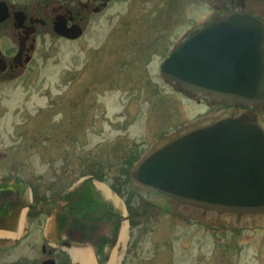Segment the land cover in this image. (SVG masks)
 Returning <instances> with one entry per match:
<instances>
[{"label":"rangeland","instance_id":"rangeland-1","mask_svg":"<svg viewBox=\"0 0 264 264\" xmlns=\"http://www.w3.org/2000/svg\"><path fill=\"white\" fill-rule=\"evenodd\" d=\"M196 2L182 8L128 0L86 16L84 34L74 40L46 26L26 72L0 80V173L28 177L26 201L70 208L69 218L44 217L46 238L69 253L59 264H85L87 253L93 264H109L115 249L117 264H264V227L203 225L129 181L130 165L161 136L224 113L160 71L175 40L208 13ZM257 111L263 116L264 105ZM100 185L118 196L124 212ZM123 225L128 238L118 244ZM42 233L35 227L26 240L0 236V264H41L48 257L36 250Z\"/></svg>","mask_w":264,"mask_h":264},{"label":"water","instance_id":"water-1","mask_svg":"<svg viewBox=\"0 0 264 264\" xmlns=\"http://www.w3.org/2000/svg\"><path fill=\"white\" fill-rule=\"evenodd\" d=\"M53 28L67 39L82 35L60 19ZM161 71L235 110L162 141L132 168V184L164 195L186 217L264 224V124L255 110L264 104L263 24L242 13L209 19L171 51Z\"/></svg>","mask_w":264,"mask_h":264},{"label":"flooded vegetation","instance_id":"flooded-vegetation-1","mask_svg":"<svg viewBox=\"0 0 264 264\" xmlns=\"http://www.w3.org/2000/svg\"><path fill=\"white\" fill-rule=\"evenodd\" d=\"M126 1L128 0H0V16L5 17L0 21V80L16 78L26 72V69L36 59L41 32L44 27L49 25L53 27L54 22L60 19L66 22L67 26H80L84 34L86 16L103 14L115 5ZM196 1H200L199 6L206 7L208 13L199 18L193 27L188 28L185 33L180 35L179 39L173 43L172 48L202 22L217 15L244 13L259 19L264 25V0H166L167 3L174 2L182 8L189 2L196 4ZM173 86L177 87L176 85ZM197 101L219 106L224 111L222 114L234 110L233 107L202 99H197ZM28 185L27 176L0 173V231L21 232L16 239L26 240L33 228L36 227L40 230L43 228L42 240L38 243L36 250L39 252L42 249L41 253L48 257L40 263L43 264L47 260L54 259L59 264L57 258L62 252L67 255V252L61 246H53L46 238L44 217L47 212H52L51 216H57L59 213L69 218L72 212L69 207L63 208L57 205L56 200L48 201V204L44 203L43 205H40L41 199L37 203L26 201L25 195L28 193ZM25 209H27L28 216L24 220L28 224L26 228L22 227V230L19 231L20 217ZM217 227L226 226L218 225ZM259 227H264V224H232L228 228L241 230ZM83 237H86V234ZM83 237L80 236V239H84ZM63 243L67 246L70 241ZM105 257L109 260L107 253Z\"/></svg>","mask_w":264,"mask_h":264},{"label":"bare ground","instance_id":"bare-ground-1","mask_svg":"<svg viewBox=\"0 0 264 264\" xmlns=\"http://www.w3.org/2000/svg\"><path fill=\"white\" fill-rule=\"evenodd\" d=\"M99 189H101V191L104 192L105 198L110 201L111 205L115 209L123 210V212H124L123 205L121 204V200L118 198V196L113 194L111 192V190L105 185H100ZM24 217H25V214H24ZM23 222H24V220H23ZM9 235H10V233H8V232L0 231V236H9ZM127 238H128V228L126 225L125 226L123 225L122 229L120 230V240H119L118 244L126 242ZM74 255H75V257H78L77 252H75ZM119 259H120V256L117 254V249H115L113 252V255H112V259H111L109 264H117ZM83 261L85 264H93L91 253H87L83 257Z\"/></svg>","mask_w":264,"mask_h":264}]
</instances>
